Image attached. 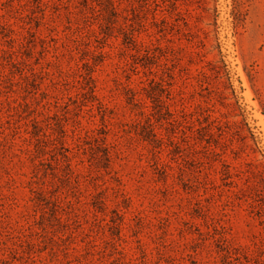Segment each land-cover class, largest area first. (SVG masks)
Masks as SVG:
<instances>
[{"label":"rangeland","instance_id":"374dc122","mask_svg":"<svg viewBox=\"0 0 264 264\" xmlns=\"http://www.w3.org/2000/svg\"><path fill=\"white\" fill-rule=\"evenodd\" d=\"M0 264H264V0H0Z\"/></svg>","mask_w":264,"mask_h":264},{"label":"trees","instance_id":"16d2710c","mask_svg":"<svg viewBox=\"0 0 264 264\" xmlns=\"http://www.w3.org/2000/svg\"><path fill=\"white\" fill-rule=\"evenodd\" d=\"M86 80H87V83H88V90L89 89H92V86H93V84H91V82H93V78H92V76H86ZM87 86H85V88H86ZM88 90H86V92L88 91Z\"/></svg>","mask_w":264,"mask_h":264}]
</instances>
